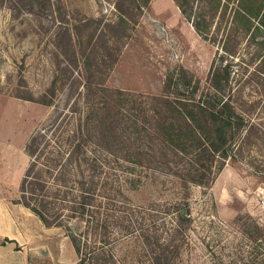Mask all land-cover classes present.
<instances>
[{"label": "rangeland", "instance_id": "obj_1", "mask_svg": "<svg viewBox=\"0 0 264 264\" xmlns=\"http://www.w3.org/2000/svg\"><path fill=\"white\" fill-rule=\"evenodd\" d=\"M114 2L61 0L58 8L55 0H38L33 6L28 0H0V198L6 195L16 203L20 197L32 159L27 144L34 136L42 140L45 132L50 137L53 128L51 143L62 148L72 144L69 136L81 137L83 147L104 161L112 156L95 146V123L88 119L92 108L110 102L113 118L121 113L140 118L146 102L164 94L170 75L175 79L184 69L203 88L209 71L229 63L227 86L246 121L237 157L228 158L210 184L188 183L189 188L178 176L186 172L179 167L185 161L144 166L121 160L128 173L116 168L110 178L115 197L122 201L116 206L122 213L106 217L111 243L104 246L99 241L102 230L89 232L81 220L73 219L70 226L81 234V243L88 242L87 250L96 244L123 264H142L150 252L143 254L138 226L154 225L156 234L164 236L177 211L185 208L190 215L178 233L181 244L172 264H264V232L255 240L248 238L264 224V35L251 34L253 28L246 31L240 20H233L239 0H222L210 10L206 38L175 0H149L140 12L134 10V25L108 27L118 16ZM69 32L79 38L74 54ZM104 87L127 95L113 96ZM121 214L132 219V234L120 236L119 224L127 222ZM48 227H54V237H48L54 238L55 257L47 261L78 263L80 254L70 234L61 226ZM45 236L40 232L39 237Z\"/></svg>", "mask_w": 264, "mask_h": 264}, {"label": "trees", "instance_id": "obj_2", "mask_svg": "<svg viewBox=\"0 0 264 264\" xmlns=\"http://www.w3.org/2000/svg\"><path fill=\"white\" fill-rule=\"evenodd\" d=\"M175 1L196 32L206 38L210 10L219 8L222 0ZM55 2L59 8L61 0ZM148 2L149 0H115L117 19L106 26L124 30L126 25H134L137 20L134 10L140 12ZM34 3H38V0H28L29 6ZM236 7L233 20H240L246 31L253 28L251 34L264 35V0L259 4L258 0H239ZM76 28L78 26L74 24V29ZM67 34L68 44L73 47L74 54L79 38L74 40L70 32ZM181 72L175 79L171 75L167 77L164 94L153 96L151 102H146L145 109H142L145 114H141L140 118L132 120L129 115L122 113L121 117L113 118L112 108L108 106L110 102L90 110L92 114H88V119L91 118L95 123V146L101 147L112 158L101 161L94 150L88 151L83 147L81 137L76 139L69 136L67 141L71 145L66 148L56 147L51 143L55 142L53 128L50 137H45L43 131L42 140L34 136L27 144L32 159L24 175L20 197L15 202L30 208L46 226H61L70 234L75 251L80 254L76 264H90L94 260L96 264L99 261L98 264L124 263L115 260L114 255L106 253V250H101L103 246L97 248L95 244L92 246L94 249L87 250L90 247L88 242L81 243V234L74 232L70 226L73 219L81 220L86 226H90L89 232L102 230L100 235L103 238L99 241L104 246L111 243L108 238L111 234L110 226L106 217H111L116 211L122 213V208L116 207L122 201L115 197V188L111 185L110 178L116 168L128 173L124 171L126 167L122 161L144 166L156 162L168 165L171 162L177 163V160L185 161L186 164L179 167H183L186 172L178 176L183 186L189 188L188 183L210 184L226 160L237 157V144L246 121L236 111L231 98L233 90L227 86L230 77L229 63L218 64L209 71L207 86L203 88L199 87L198 80H192L191 73L184 69ZM103 90L121 98L127 95L119 88L114 90L104 87ZM44 103L50 104L51 100ZM128 128L132 131L128 132ZM43 132L39 134L42 136ZM135 155H138V160ZM102 199L107 200L103 202ZM102 209L105 210L104 214ZM189 215L190 212L185 208L178 210L175 215L177 220L165 230L164 236L156 234L157 227L154 225L147 224V229L138 226L137 233L144 239L143 254H151L145 257L147 263L142 264L173 263L171 258L178 254L181 244L178 233L182 230L183 220L188 219ZM121 216L127 222H118L119 232L122 233L120 236L132 234V219L124 214ZM116 223L117 220L114 225ZM256 228L253 233H248L249 239L255 240L264 232V224ZM137 263L141 264L139 260Z\"/></svg>", "mask_w": 264, "mask_h": 264}, {"label": "crops", "instance_id": "obj_3", "mask_svg": "<svg viewBox=\"0 0 264 264\" xmlns=\"http://www.w3.org/2000/svg\"><path fill=\"white\" fill-rule=\"evenodd\" d=\"M53 229L45 226L28 207L3 195L0 198V264H51L48 261L55 257ZM40 232L46 236L39 237Z\"/></svg>", "mask_w": 264, "mask_h": 264}]
</instances>
